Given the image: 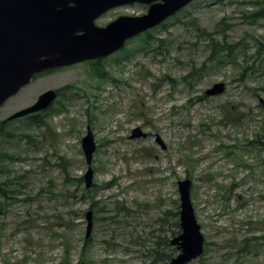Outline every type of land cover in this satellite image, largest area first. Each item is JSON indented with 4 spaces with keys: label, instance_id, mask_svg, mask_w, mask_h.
I'll return each instance as SVG.
<instances>
[{
    "label": "rangeland",
    "instance_id": "1",
    "mask_svg": "<svg viewBox=\"0 0 264 264\" xmlns=\"http://www.w3.org/2000/svg\"><path fill=\"white\" fill-rule=\"evenodd\" d=\"M147 8L120 7L96 24ZM262 43L264 0H195L98 63L34 77L0 107L2 124L59 91L40 125L2 124L0 264L169 262L185 179L204 239L188 264H264ZM217 83L224 93L206 97ZM134 129L146 137L131 139Z\"/></svg>",
    "mask_w": 264,
    "mask_h": 264
},
{
    "label": "water",
    "instance_id": "2",
    "mask_svg": "<svg viewBox=\"0 0 264 264\" xmlns=\"http://www.w3.org/2000/svg\"><path fill=\"white\" fill-rule=\"evenodd\" d=\"M195 0H0V107L41 73L106 58L130 39L151 30ZM140 4L142 16H120L104 27L95 21L111 9ZM225 85L214 84L205 96L223 94ZM56 93L49 90L36 102L7 119L12 121L50 107ZM139 129L131 139L145 138ZM157 142L160 140L157 138ZM164 148V147H163ZM87 171L85 188L92 183L91 162L96 149L90 130L81 140ZM180 234L170 241L177 255L163 264H188L203 253L204 239L190 200L191 182L179 181ZM86 235L92 230V213L85 215Z\"/></svg>",
    "mask_w": 264,
    "mask_h": 264
},
{
    "label": "trees",
    "instance_id": "3",
    "mask_svg": "<svg viewBox=\"0 0 264 264\" xmlns=\"http://www.w3.org/2000/svg\"><path fill=\"white\" fill-rule=\"evenodd\" d=\"M146 33V32H145ZM262 49H264V43H262L261 44V46H260ZM39 116V114L38 115H35V116H30V117H27V118H30V120H32V125H36V126H38V125H40V123L38 122V120L36 119L37 117ZM0 136L1 137H6L7 135H5L4 133H3V128H2V124H0ZM4 196H6V194H5V191L3 190V188H1V186H0V198H4ZM176 217H177V215H175ZM176 226H178V223L176 224ZM158 254V253H157ZM158 258H159V261H165L166 259H168V258H171V255H166V254H158Z\"/></svg>",
    "mask_w": 264,
    "mask_h": 264
},
{
    "label": "flooded vegetation",
    "instance_id": "4",
    "mask_svg": "<svg viewBox=\"0 0 264 264\" xmlns=\"http://www.w3.org/2000/svg\"><path fill=\"white\" fill-rule=\"evenodd\" d=\"M114 10V9H113ZM113 10H110V11H108V12H106L105 14H103L102 16H100L96 21H95V24H96V22L98 21V20H100L102 17H104L107 13H109V12H112ZM113 20H111L110 22H112ZM109 22V23H110ZM109 23H106L105 25H103V26H100V27H104V26H106L107 24H109ZM97 25V24H96ZM98 26V25H97ZM114 55V54H113ZM112 56V55H111ZM101 60H96V61H92V63H98V62H100ZM91 63V62H90ZM55 93H56V98L58 97V95H59V91H55ZM38 114H40V113H38ZM38 114H31V115H29V116H26V117H30V116H35V115H38ZM24 118V117H23ZM5 123H7V122H2V124L4 125Z\"/></svg>",
    "mask_w": 264,
    "mask_h": 264
}]
</instances>
